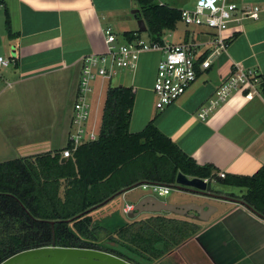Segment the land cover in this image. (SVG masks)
Listing matches in <instances>:
<instances>
[{"label": "crops", "instance_id": "obj_1", "mask_svg": "<svg viewBox=\"0 0 264 264\" xmlns=\"http://www.w3.org/2000/svg\"><path fill=\"white\" fill-rule=\"evenodd\" d=\"M230 1L240 10L260 7L259 18L239 15V20L230 24L223 33L226 44L229 40L226 50L213 60L208 70L199 74L198 80L177 102L163 111L155 107L153 85L158 64L164 57L160 51L143 53L137 69L130 73V85H125L135 92L131 133L142 132L153 121L158 130L196 164L212 167L218 180L222 173L226 177L253 176L264 167V0ZM135 3V0H0V11H4V15L5 10L9 11L16 35L10 39L7 33L5 37L12 46L9 57L17 61L2 72L0 81L7 85L8 91H17L21 98L35 96L42 105L48 104L57 112L51 123L39 126L45 129H27L31 132L22 135L27 138L23 141L25 145L18 147V157L13 159L54 151V144L61 139L68 142L72 109L66 111L62 106L68 97L75 101L82 60L89 54L106 51V28H113L123 37L126 32L136 31H120L119 28L128 21L131 23L128 12L135 8ZM185 32L188 31L174 33V43H184ZM199 33L201 37L192 42L204 45L201 53L210 52L213 47L210 41L216 33ZM240 66L254 70L258 83L252 89L234 92L206 120L199 118L201 108L209 104L216 91ZM6 88L0 97L5 95ZM21 101L16 100V105L20 106ZM37 103L31 100L26 106L35 112L40 108H36ZM32 116L36 115L24 114L23 127H29L28 120ZM46 130L50 136L44 140L46 144L28 145L31 136H40ZM232 189L239 188L225 186L220 180L213 181L210 191L218 199L192 195L191 199L174 202L210 203L218 207V211L208 223L194 221L199 228L197 235L154 264H264V217ZM242 192L239 189V193ZM118 197L108 203L116 210L112 211V207L107 212L111 216L118 215L124 222L145 221L157 216L187 220L165 212L142 214L127 220L124 207L115 202ZM224 197L230 200H222Z\"/></svg>", "mask_w": 264, "mask_h": 264}, {"label": "trees", "instance_id": "obj_2", "mask_svg": "<svg viewBox=\"0 0 264 264\" xmlns=\"http://www.w3.org/2000/svg\"><path fill=\"white\" fill-rule=\"evenodd\" d=\"M164 1L135 0L150 40L161 46L167 33L178 32L182 10L177 0ZM5 17L13 39L8 10ZM184 36L189 43V32ZM137 37L139 30L124 33L128 41ZM134 105L132 87L110 86L97 141L79 148L67 162L61 159L63 148L0 163V264L21 252L50 246L53 233L58 247L94 249L131 264H154L195 237L197 224L162 216L129 223L116 215L118 222L104 227L94 223V213L129 187L174 185L180 173L208 180L210 190L213 181L220 180L245 191L243 201L264 216V167L253 176L218 180L212 167L196 164L153 121L142 132L131 133ZM99 233L107 238L95 239Z\"/></svg>", "mask_w": 264, "mask_h": 264}, {"label": "built area", "instance_id": "obj_3", "mask_svg": "<svg viewBox=\"0 0 264 264\" xmlns=\"http://www.w3.org/2000/svg\"><path fill=\"white\" fill-rule=\"evenodd\" d=\"M159 3L163 4V2ZM260 11L258 6L240 10L230 0H197L193 8H182L181 23L183 25L206 28L216 33L210 41L212 50L203 62H200L203 56L200 49L204 45L197 42L168 44L166 37L164 46L151 40L146 41L141 37L128 41L123 36H118L113 28H106L104 30L106 51L89 54L82 60L68 142L61 154V159L69 160L79 148L98 140L100 125L97 126L96 120H93L95 101L101 97L103 88L106 87L108 91L113 80L118 78L124 70L135 71L143 53L156 51L164 53V57L158 64L153 85L155 107L163 111L183 97L198 80L199 74L208 70L213 60L226 50L227 44L223 33L229 29L230 24L238 21L239 15L244 18L258 19ZM16 63L13 57L0 56V77L5 69ZM258 81L259 78L254 70L236 67L230 78L216 91L209 104L201 108L199 118L206 120L234 92L252 89ZM219 176L222 179L226 178L224 173ZM205 181L208 182V180ZM141 187L144 190H151L154 196L164 197L170 194L172 185L144 183ZM133 206L127 205L124 213L128 214Z\"/></svg>", "mask_w": 264, "mask_h": 264}, {"label": "rangeland", "instance_id": "obj_4", "mask_svg": "<svg viewBox=\"0 0 264 264\" xmlns=\"http://www.w3.org/2000/svg\"><path fill=\"white\" fill-rule=\"evenodd\" d=\"M159 2H165L164 0H157ZM197 0H177L178 6L182 9V8H193L196 4ZM138 6L135 3V8L131 9L130 12H128V16L132 18L131 23L129 24L127 22L126 25L124 26H119L120 31H126V30H138V23L135 18L134 15L132 14V12L134 10H137ZM187 30L189 32V35L191 36V42L193 40L198 39L199 37H201L200 35V31H204V32H213V30H208L206 28H198V27H186L185 25H183L182 23H179L178 25V32L181 33L182 31ZM7 35V28H6V17L4 15V11H0V55L1 56H5V57H9L12 54V49L10 46V42L7 41V39L5 38ZM121 35V34H120ZM173 37V33H167L166 34V39L168 40V44H178L177 42L174 43V39ZM141 38H143L146 41H149V35L148 33H141ZM205 39V38H204ZM132 70H124V72H122V74L113 80L111 86L115 87V86H120V85H130L131 81H132V76L131 73ZM78 82H80V77ZM79 84V83H78ZM6 84L4 85L3 82L0 81V93H2V91L5 90L6 88ZM106 87L103 88L101 97L99 98V100H96L94 105V113H93V120H96L97 122V126H99L101 124V120H102V114H103V109H104V103L106 100ZM22 100L19 105H16L15 101L16 100ZM35 101L38 102L36 105L37 107H40L38 109L35 110V112H32L31 110H29V107L26 106L30 103V101ZM10 101V102H9ZM74 100L71 97L67 98L66 104L62 106L63 110L68 111L69 108L73 109L74 106ZM5 104V106H4ZM31 108H34L33 106ZM28 115V114H35L36 116H32L29 120H28V125L29 127L25 128L23 127L22 121L25 122L26 118L24 117V114ZM56 111L51 109V106L47 105H42V103H40V101L32 95H29L27 97L22 96L17 93V91H8L6 88V93L5 95H2L0 97V163H4L7 161L12 160L14 157H18V153H16V150H20L18 147L19 146H23L24 144V140H27V138L22 137L23 134L29 133L31 132V130H27L29 128L31 129H45L44 127H39L40 125H47L49 123H51L53 121V116H56ZM18 116L21 117V119L18 118ZM17 117V118H16ZM27 122V121H26ZM14 124V125H13ZM22 126V127H21ZM16 132V133H15ZM20 134H17V133ZM49 131L46 130V132L40 136H31L29 139L31 140L30 144L28 145H34L35 147H37L40 144H46L43 143L44 140L49 139ZM67 141L64 139L59 140V142H56L54 144V147L56 148V150H61L62 147L66 146ZM36 151H40L41 150L39 148H35ZM44 151V150H43ZM223 187V186H222ZM216 190V189H214ZM235 195H238V197L240 199H242L243 195L245 194V191H243L242 193H239V189H235V190H231ZM222 192V191H221ZM224 192H222L223 194ZM152 192L151 190H144L142 189V187L136 188L130 192H128L125 195H120L117 199H116V204L120 205L122 207L127 206V204H137L139 203L143 197L145 195H151ZM157 195V194H155ZM230 195V194H229ZM228 194L226 196H229ZM230 197V196H229ZM192 198V194L190 193H186V192H181L179 190H177L176 188H171V192L169 195L164 196V197H160V199L165 200V201H169V202H179V201H183V200H187V199H191ZM110 202V201H109ZM108 202V203H109ZM105 204L104 206L98 208L97 210H95L94 213V223L98 224V225H104V227H110L112 225H115L118 221L115 218V215H108V210L110 208L113 207L112 211H115L116 208L114 207V205L112 204ZM120 209V212L123 213V210H121L120 207H117ZM118 212V211H117ZM116 214V213H114ZM127 220H131L128 216V214L125 217ZM167 218H171V217H167ZM182 218V217H180ZM94 238L100 240H104L107 238V234L104 233H99V234H94ZM106 245L112 246L111 243H109L108 241H106L105 243ZM169 262H165L164 264H167Z\"/></svg>", "mask_w": 264, "mask_h": 264}, {"label": "water", "instance_id": "obj_5", "mask_svg": "<svg viewBox=\"0 0 264 264\" xmlns=\"http://www.w3.org/2000/svg\"><path fill=\"white\" fill-rule=\"evenodd\" d=\"M132 14L137 20L139 32L146 33L147 27L145 21L143 19H139L141 15L140 10L139 9L134 10ZM62 161L67 162L68 160L62 159ZM143 184L144 183L136 184L132 187H129L119 192L112 198H110L109 201L115 199L120 195L126 194L136 188H139ZM172 187L176 188L181 192H186L192 195L201 196L206 199H213V198L218 199L213 193H211L208 182L199 178H189L182 173H180L177 176L176 183L172 185ZM222 200L228 201L230 200V198L224 197ZM109 201H107L105 204H107ZM105 204L101 205L100 207L104 206ZM217 211H218V207L210 203H202V204H198L195 202L170 203L160 199V197L151 194L145 196L139 203L134 205L132 210L128 212V216L130 219H133V218H137L142 214H161L165 212L173 216L182 217L195 222L208 223L211 220L212 216ZM52 225H54V222H52ZM1 264H131V263L115 255L94 249L58 247L56 246V242H55V233H53V242L50 246L40 247L37 249L21 252L7 259Z\"/></svg>", "mask_w": 264, "mask_h": 264}]
</instances>
